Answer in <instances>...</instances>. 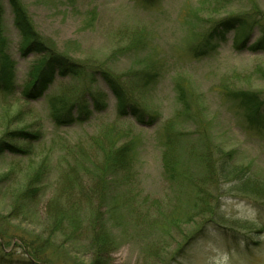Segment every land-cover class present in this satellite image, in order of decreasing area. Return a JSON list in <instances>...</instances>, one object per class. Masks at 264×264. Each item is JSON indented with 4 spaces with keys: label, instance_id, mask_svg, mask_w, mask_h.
Masks as SVG:
<instances>
[{
    "label": "rangeland",
    "instance_id": "374dc122",
    "mask_svg": "<svg viewBox=\"0 0 264 264\" xmlns=\"http://www.w3.org/2000/svg\"><path fill=\"white\" fill-rule=\"evenodd\" d=\"M19 2L46 46L83 73L56 76L41 98L27 101L23 88L40 57L22 56L11 9L0 0V36L14 64L13 89L0 90V141L29 150L0 155V264H90L89 213L81 215L74 247L55 237L37 262L23 245L47 236L55 193L72 184L59 194L85 204L79 192L96 183L112 192L100 204L115 206L121 218L110 220L118 246L108 264H264V53L236 50L234 31L216 41L204 36L231 16H257L264 27V0ZM98 68L157 121L121 116ZM242 94L263 105L244 106ZM114 145L126 147L127 166L118 171L103 166ZM38 167L44 192L12 217L16 189ZM9 170L12 177L2 179ZM244 182L251 185L238 189ZM172 219L179 226L170 230Z\"/></svg>",
    "mask_w": 264,
    "mask_h": 264
},
{
    "label": "trees",
    "instance_id": "16d2710c",
    "mask_svg": "<svg viewBox=\"0 0 264 264\" xmlns=\"http://www.w3.org/2000/svg\"><path fill=\"white\" fill-rule=\"evenodd\" d=\"M7 3L13 15V26L21 38L20 52L22 56L34 54L40 57L38 65H36L31 72L30 79L23 88V96L27 101L41 98L52 85L56 76L62 78L68 76L74 77L80 76L81 73H83V67L80 63L74 62L67 56L57 53L46 46L34 30L19 0H7ZM261 20L262 19L257 16L249 20L248 15L246 17L231 16L220 19L209 25L204 36L207 40L216 41L217 39H223L226 33L234 31L233 45L236 50L248 49L252 52L264 53V27L262 26ZM1 22L0 19V23ZM1 26L2 25H0V33H3ZM254 32H258V36L252 40ZM6 43L7 40L0 36V90L10 92L14 85V64L5 53ZM92 72L94 73V70ZM95 72L102 76V79L115 96L121 116L131 114L139 124L146 125H153L157 121L156 115L148 113L144 108H141L139 103H135L134 100L129 98V96H133L134 93L125 91L108 69L98 68ZM242 97L241 101L243 105H250L254 107L256 111L263 105V102L255 94H242ZM18 134L24 139L25 137L31 136L23 132H18ZM109 148L112 149L106 152V159L103 162V166H106L112 171H118L121 170L123 166H127V156L125 155L126 147H116L114 145V147L111 146ZM4 152H8L15 157H21L24 155L27 156L29 150L11 146L7 141H0V155ZM226 168L227 165L225 163L220 164L221 173H224ZM32 172L31 175L28 174L29 176H27L25 183L16 189L18 191L12 199L13 205L10 209L12 217H14V215H17V217L24 215L29 207L36 201L37 197L44 192L42 182L39 178L42 175L40 167ZM11 174L12 170H9L2 176V179L11 178ZM104 175L105 174H98L96 178L102 176V183H104L107 177ZM68 181H72V179H68ZM68 181L66 180V182ZM107 181H110V179H107ZM97 184L98 183H96V185L93 184L92 187L85 188L86 190L81 194L79 192L78 195H80L82 199H85V204L80 203V200L78 201L77 199L73 201L69 195L59 194L61 190L63 194L70 191L72 184L64 186L65 188L63 187L59 192L55 193L49 200L45 212L47 219V236L41 238L39 235H35L34 239L25 242L23 245L24 253L33 260L40 262L42 258V249L51 245L55 237H60L62 240L61 242H64L67 246L71 244L74 247L79 242L76 228L78 224H81V215L89 213L91 216L85 232V245L91 255L92 261H90V264H108L109 255L113 253L118 246L112 236L110 220L111 224H115L121 221V218L116 217L115 206L112 208L100 204L104 196L108 194L112 196V192L110 189H98ZM250 185V183L244 182L239 185L238 189H247ZM106 188H108V186ZM63 197L67 199L68 202H65ZM80 197L77 198L80 199ZM97 201H99V203H97ZM119 201L120 200L117 199L115 202L116 205ZM176 226H179L178 220L172 219L169 221L170 230ZM160 255L159 252H154L152 254L157 263L161 262L162 257Z\"/></svg>",
    "mask_w": 264,
    "mask_h": 264
}]
</instances>
